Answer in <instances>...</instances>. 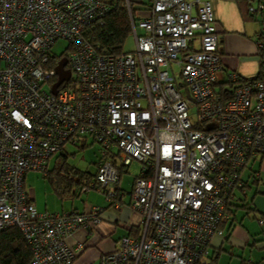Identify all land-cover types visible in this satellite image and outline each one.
<instances>
[{
  "label": "built area",
  "instance_id": "built-area-1",
  "mask_svg": "<svg viewBox=\"0 0 264 264\" xmlns=\"http://www.w3.org/2000/svg\"><path fill=\"white\" fill-rule=\"evenodd\" d=\"M127 6L136 49L108 55L84 36L102 24L104 0H0V233L21 232L30 264H74L87 245L68 240L102 222L104 207L41 212L26 190L28 172L47 175L71 147L100 146L97 177L80 193L115 209L119 169L140 165L131 200L140 233L99 264H208L244 170L264 157V80L226 71L212 4L151 0L136 17ZM248 12L263 46L264 0H249ZM58 40L69 43L73 83L55 95Z\"/></svg>",
  "mask_w": 264,
  "mask_h": 264
},
{
  "label": "crops",
  "instance_id": "crops-1",
  "mask_svg": "<svg viewBox=\"0 0 264 264\" xmlns=\"http://www.w3.org/2000/svg\"><path fill=\"white\" fill-rule=\"evenodd\" d=\"M143 1L149 4L151 2V0ZM207 1L213 6L220 30L221 55L226 71L239 73L246 79L258 77L262 70L261 48L257 40L260 25L257 20L248 17L246 1ZM146 7L141 6L142 11ZM249 167H252L251 173L245 179L244 173ZM247 168L242 174V187L236 191V197L231 202L232 221L224 223V236L213 239L211 259L209 258L208 263H213L215 259L218 262L223 253H227L231 258L238 257L237 264H241V258L244 256H237L238 249H242L241 255H244L245 246L253 249L264 242V226L261 227L259 224L260 219H264V157L253 159ZM134 179L135 177L132 180L121 179V190L125 196L119 209L112 207L105 197H101L104 196L102 194L98 199L93 197L96 199V203L92 206L104 207L106 210L102 215L101 224L95 228L93 235H88L79 230L68 240L70 246H74L76 242H83L87 245L86 250L77 257L74 264H99L102 255L112 252L123 237L130 236L134 230L141 228L142 217L131 206ZM252 186L256 188V192L249 201L247 190ZM257 195L260 196L259 200ZM245 205L248 206L249 210L244 208ZM86 209L75 210L82 212ZM39 211L43 212V210ZM69 211L73 210L70 209ZM111 219H114V225L109 222ZM232 223L233 227L231 228ZM118 227L124 228L121 236H118ZM110 240H113V243ZM253 259L254 262H259L263 257L259 260Z\"/></svg>",
  "mask_w": 264,
  "mask_h": 264
},
{
  "label": "trees",
  "instance_id": "trees-1",
  "mask_svg": "<svg viewBox=\"0 0 264 264\" xmlns=\"http://www.w3.org/2000/svg\"><path fill=\"white\" fill-rule=\"evenodd\" d=\"M246 1L247 6V15L252 18L248 12L249 0ZM104 3L108 5L109 11L106 16L102 20L101 23H97L93 26H90L84 36L85 39L90 42L101 54L108 55H121L127 53L124 51V45L127 41L128 37L133 33L132 24L129 15V9L127 6V0H104ZM149 3H145L143 0H129V6L134 17L138 16V14L142 11L141 6H149ZM146 7V8H147ZM136 14V15H135ZM256 20V19H255ZM263 41V46H260V55L262 62V70L258 78L264 80V38L261 39ZM259 44V41H258ZM63 58H67V54H64L62 57H57L52 60L51 64L55 66L59 63V61ZM73 83V80L66 83L64 86L69 87ZM64 88V87H63ZM96 143L89 142L84 146L71 147L78 151H84L89 148L91 145ZM70 155L76 156V152L71 154L70 152L59 153L57 154L56 163L52 170H48L47 175H44L46 179L49 180L53 191L55 194L61 198L62 201L74 200L75 198H79L81 189L83 187H88L92 182L95 181L98 174V162L94 163L95 170L93 172L83 171L78 169L75 166L69 164L68 159ZM121 172V176L125 172L123 168L119 169ZM128 173V169L126 171ZM138 174L135 176L137 178ZM134 179V181H135ZM87 194V193H86ZM231 207V203L229 204ZM248 208L247 205H245ZM230 207L228 209V213L232 216V212L230 211ZM249 210V208H248ZM73 211H65V212H74ZM64 212V210L62 211ZM61 212V213H62ZM78 212V211H76ZM249 214V213H248ZM232 221V217L230 220ZM224 221L221 224V229L224 228ZM259 224L261 227L264 226V219H260ZM233 227V223L231 228ZM230 228V230H231ZM224 232V231H223ZM140 233V229L134 230L130 236H137ZM225 234V232H224ZM224 234L222 236H224ZM211 259V258H210ZM32 260V251L24 239L23 235L17 228H10L0 233V264H30ZM217 260L215 259L208 264H216ZM264 264V258L259 262H254L252 260H245L243 257L241 258V264Z\"/></svg>",
  "mask_w": 264,
  "mask_h": 264
},
{
  "label": "rangeland",
  "instance_id": "rangeland-1",
  "mask_svg": "<svg viewBox=\"0 0 264 264\" xmlns=\"http://www.w3.org/2000/svg\"><path fill=\"white\" fill-rule=\"evenodd\" d=\"M136 15V14H135ZM68 46L69 43L66 40H58L55 45L52 48V53L57 57H62L64 54L68 53ZM136 49V42H135V36L133 33L128 37L127 41L124 45V51L125 52H131ZM71 154L76 152V156L70 155L68 162L70 165L77 167L80 170L83 171H90L93 172L95 169L94 163L98 162L100 159V146L98 144L91 145L89 148H87L84 151H78L74 148L68 149ZM57 156L53 157L51 159V162L49 164L50 170L54 167L56 163ZM251 168L249 167L246 169V173H244V178L247 179L248 175L251 173ZM255 168V167H254ZM140 171V165L138 163H134L131 165V167L128 169V173L123 174L124 179H130L132 180L135 175H137ZM264 177V175H263ZM26 190L30 194L34 196V203L37 206L39 210L53 212V213H60L62 210H83L84 208H91L93 204L96 203L95 198H99L101 194H99L96 191H91L87 194L80 195L79 198H75L74 200H68V201H62L61 198H59L55 192L52 189V186L48 179L45 178V176L40 172L31 171L27 173L26 176ZM238 190V189H237ZM256 192V188L252 186V188H249L247 190L248 193V200L250 201L251 198L254 196ZM258 196V195H257ZM104 197V196H101ZM260 199V196H258V200ZM109 221V220H108ZM248 221V220H247ZM109 222H111L112 225H114V219H111ZM118 236L123 235L124 228L118 227ZM117 236V237H118ZM219 236H215L214 238L217 239ZM113 243V240H110ZM115 244V243H114ZM245 246V245H243ZM246 249L244 251V255L242 254V249H238L237 256H244L247 260H253V258H257L259 260L260 258H264V242L260 245L256 246L252 249V247L245 246ZM244 247V248H245ZM252 249V253H251ZM238 257L231 258V256L227 253H223L221 258L219 259L216 264H237Z\"/></svg>",
  "mask_w": 264,
  "mask_h": 264
},
{
  "label": "water",
  "instance_id": "water-1",
  "mask_svg": "<svg viewBox=\"0 0 264 264\" xmlns=\"http://www.w3.org/2000/svg\"><path fill=\"white\" fill-rule=\"evenodd\" d=\"M68 66V60L67 58H63L59 61L56 71L58 74V81L55 83L53 87V94H57L59 88L65 83L68 82L71 79L72 73L70 70L66 69Z\"/></svg>",
  "mask_w": 264,
  "mask_h": 264
}]
</instances>
